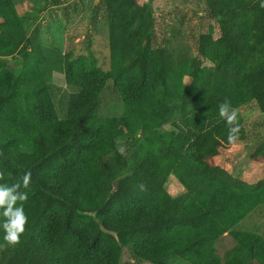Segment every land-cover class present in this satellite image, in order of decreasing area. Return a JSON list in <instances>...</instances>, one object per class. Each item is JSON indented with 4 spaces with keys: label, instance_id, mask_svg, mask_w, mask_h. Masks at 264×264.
<instances>
[{
    "label": "trees",
    "instance_id": "obj_1",
    "mask_svg": "<svg viewBox=\"0 0 264 264\" xmlns=\"http://www.w3.org/2000/svg\"><path fill=\"white\" fill-rule=\"evenodd\" d=\"M17 1L26 0H0V183L22 184L30 174L21 189L28 198L18 202L28 222L16 245L0 247L5 264H121L124 251L125 264L172 256L264 264V238L233 230L264 204V181L248 184L212 162L247 142L243 107L254 103L264 114L259 0H202L219 37H200L196 55L175 68L152 2L103 0L110 69L97 66L91 49L64 55V82L78 88L64 120L41 71L42 50L27 47ZM107 81L122 101L117 118L97 114ZM225 100L237 110L231 143L218 115ZM170 177L179 196L166 188ZM225 234L234 246L220 257L215 244Z\"/></svg>",
    "mask_w": 264,
    "mask_h": 264
},
{
    "label": "rangeland",
    "instance_id": "obj_2",
    "mask_svg": "<svg viewBox=\"0 0 264 264\" xmlns=\"http://www.w3.org/2000/svg\"><path fill=\"white\" fill-rule=\"evenodd\" d=\"M103 0H26L15 2L22 26L26 30L29 48H39L45 56L41 67L48 85L52 102L59 120L67 114L69 96L78 88L65 84L63 79V57L72 53L74 57L85 55L91 49L97 66L107 72L110 69L108 29L103 16ZM152 2L155 17L159 19L156 31L167 41L172 68L196 55L201 37H219V26L203 9L202 0H137L140 4ZM162 29V30H159ZM155 31V32H156ZM164 31V32H163ZM162 32V33H161ZM18 56L7 58L14 65ZM191 83L184 80L183 89ZM246 132L244 144H235L212 162L228 173L248 184L264 181V114L250 103L240 110ZM99 118H117L123 114L122 101L112 81H107L98 97ZM262 142L261 147L258 144ZM166 188L172 196H179L182 189L170 177ZM259 234L264 238V204L258 206L233 229ZM234 241L229 234L219 238L215 244L217 254L222 257ZM127 252L122 254L121 264L129 263ZM0 264H5L0 250ZM165 264H189L172 256ZM252 264H257L253 262Z\"/></svg>",
    "mask_w": 264,
    "mask_h": 264
},
{
    "label": "clouds",
    "instance_id": "obj_3",
    "mask_svg": "<svg viewBox=\"0 0 264 264\" xmlns=\"http://www.w3.org/2000/svg\"><path fill=\"white\" fill-rule=\"evenodd\" d=\"M260 7L264 8V0H259ZM218 115L221 117L228 129V142H233L238 138L239 127L233 126L237 119V110L233 108L227 100L218 105ZM30 174H25L22 184H4L0 183V247L16 245L21 235L25 231V225L28 217L25 214L23 202L28 198L27 189ZM141 190L143 185L140 186Z\"/></svg>",
    "mask_w": 264,
    "mask_h": 264
}]
</instances>
